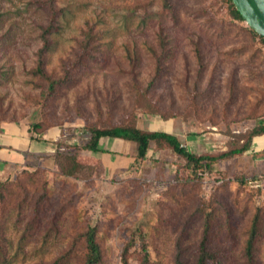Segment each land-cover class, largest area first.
Masks as SVG:
<instances>
[{"label": "rangeland", "instance_id": "374dc122", "mask_svg": "<svg viewBox=\"0 0 264 264\" xmlns=\"http://www.w3.org/2000/svg\"><path fill=\"white\" fill-rule=\"evenodd\" d=\"M248 26L226 0H0V147L15 139L9 160L22 155L0 168V264H81L89 227L101 264H196L207 226L208 264H246L256 215L264 264V134L197 173L155 142L143 160L131 141L84 148L116 126L172 133L199 155L243 146L264 125V43ZM58 151L78 156L75 175Z\"/></svg>", "mask_w": 264, "mask_h": 264}, {"label": "trees", "instance_id": "16d2710c", "mask_svg": "<svg viewBox=\"0 0 264 264\" xmlns=\"http://www.w3.org/2000/svg\"><path fill=\"white\" fill-rule=\"evenodd\" d=\"M229 5V13L231 17L235 21H239L241 23H245L246 21L237 10L233 0H226ZM61 16H53L51 19L52 22L60 19ZM56 19V20H55ZM249 31L254 36H257L261 39L264 43V37L259 35L254 29L248 26ZM53 26L50 28L44 29L42 32V41L43 46L39 52V59H38V72L42 73V67L45 64V56L49 53L53 52V37L56 35L57 31H55ZM90 32V30H89ZM91 33V32H90ZM86 37L87 41L84 49L91 50L95 48L98 37H92L91 34H87ZM57 81V80H56ZM60 83V81L53 83L51 89L55 88V85ZM264 134V125H260L259 127L255 128L248 139L243 144V146H237L232 150L220 153L218 155L215 154H206V155H199L189 151L187 148L182 146L180 139L169 132L166 131H158V130H145L135 126H116L112 128H93L91 130V138L90 140L84 145V148L92 151V152H102L101 148V141L103 139H122L126 141H131L136 143L137 145V154L136 158L138 160H143L147 157L152 142L156 143L158 148L167 147L177 153L179 156L183 157L186 160V167L191 171L197 173L198 169H202L204 171H211L215 164L223 159H230L234 157L236 154H241L250 150L254 137ZM58 158L62 157V160L66 162L61 168L63 170V174L67 176H73L77 173V166L78 162L80 161L76 154L70 153H62L58 151ZM201 170V171H202ZM2 185V183H1ZM3 186V185H2ZM260 220L259 215H256L251 231L250 236L248 238L246 248H245V257H246V264H255V242L257 240V236L259 233V226ZM208 229V226H207ZM206 229V235L203 238L200 248H199V255L197 258L196 264H208L210 260H214L215 255L209 251L208 248V235L209 229ZM84 242L86 248V254L83 263L81 264H101L103 261V252L101 249V245L97 240V229L95 227H89L87 232L84 234ZM177 264H181L180 258L178 256ZM124 264H128V261L125 260ZM217 264V263H215Z\"/></svg>", "mask_w": 264, "mask_h": 264}, {"label": "water", "instance_id": "95a60500", "mask_svg": "<svg viewBox=\"0 0 264 264\" xmlns=\"http://www.w3.org/2000/svg\"><path fill=\"white\" fill-rule=\"evenodd\" d=\"M246 23L264 37V0H233Z\"/></svg>", "mask_w": 264, "mask_h": 264}, {"label": "crops", "instance_id": "0c3cea01", "mask_svg": "<svg viewBox=\"0 0 264 264\" xmlns=\"http://www.w3.org/2000/svg\"><path fill=\"white\" fill-rule=\"evenodd\" d=\"M28 139H29V137H28ZM109 140H116V139H109ZM118 140H122V139H118ZM14 141H15V139H13V140H11V141H9L10 142V144H8L9 146L11 145L12 146V149L11 150H9V151H7L8 149H4L3 147H0V168L1 167H3L4 168V166H6V161H8V163H10V164H12L13 165V163H18V162H20V161H22L20 158H22V155L20 154V155H18V154H16V162H11L10 160H9V157H14V155L11 153V152H13L12 150H16V147H15V144H14ZM29 141V144H33V145H36L37 143L34 141V140H28ZM3 142H1V144H2ZM4 143H5V141H4ZM18 143V142H17ZM132 144H133V146H134V148L136 149V154H137V146H136V143H133L132 142ZM3 145V144H2ZM43 145H44V143H43ZM37 147H36V152L37 151H39V150H41L40 148H41V144H38V145H36ZM46 147V146H45ZM101 148H102V152H104V150H105V145H103V144H101ZM22 150L21 151H24V147H22L21 148ZM15 153V152H14ZM17 153V152H16Z\"/></svg>", "mask_w": 264, "mask_h": 264}]
</instances>
